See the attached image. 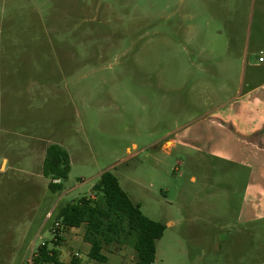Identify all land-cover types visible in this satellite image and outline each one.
I'll return each mask as SVG.
<instances>
[{
	"label": "rangeland",
	"instance_id": "374dc122",
	"mask_svg": "<svg viewBox=\"0 0 264 264\" xmlns=\"http://www.w3.org/2000/svg\"><path fill=\"white\" fill-rule=\"evenodd\" d=\"M260 50L264 0H0V264L52 248L105 171L165 225L154 264H264L258 166L204 131ZM51 144L71 160L61 193Z\"/></svg>",
	"mask_w": 264,
	"mask_h": 264
},
{
	"label": "trees",
	"instance_id": "16d2710c",
	"mask_svg": "<svg viewBox=\"0 0 264 264\" xmlns=\"http://www.w3.org/2000/svg\"><path fill=\"white\" fill-rule=\"evenodd\" d=\"M70 170L68 152L57 144L49 145L42 173L48 179L51 192H63ZM57 221L60 225L56 228ZM83 224L86 225L84 240L91 245L88 258L99 262L107 260L104 251L111 246L131 245L136 251V264H154L157 243L166 229L163 223L148 217L141 205L131 200L115 174L105 171L91 189L90 196L68 203L59 210L51 230L52 248L43 242L33 253L32 264H65L57 249L62 233L69 227ZM68 264H79V260L73 257Z\"/></svg>",
	"mask_w": 264,
	"mask_h": 264
},
{
	"label": "crops",
	"instance_id": "0c3cea01",
	"mask_svg": "<svg viewBox=\"0 0 264 264\" xmlns=\"http://www.w3.org/2000/svg\"><path fill=\"white\" fill-rule=\"evenodd\" d=\"M261 53L262 50L255 52L247 62L250 71L245 90L232 97L227 105L218 108L215 119L211 121V129L204 131L211 140L214 155L232 159L235 156L258 166V171H251V175L255 173L259 176L260 187L254 191L264 203V62L258 60ZM169 143L170 146H167ZM174 144V140H167L165 147L171 148ZM51 230L52 226V235ZM85 232L86 225L83 224L69 227L62 233L57 249L63 263L68 264L73 257H77L79 264H110L113 259L115 262L112 264H126V256H129L130 264H136V251L134 248L128 249V245L111 246L105 250V262L89 259L91 245L84 240ZM43 242L48 243L44 240L41 244ZM61 247L65 248V254Z\"/></svg>",
	"mask_w": 264,
	"mask_h": 264
},
{
	"label": "built area",
	"instance_id": "2783aa9c",
	"mask_svg": "<svg viewBox=\"0 0 264 264\" xmlns=\"http://www.w3.org/2000/svg\"><path fill=\"white\" fill-rule=\"evenodd\" d=\"M259 62H264V52H262L261 53V55H260V57H259ZM59 180H56V182H58ZM60 225V222L59 221H57L56 223H55V227L57 228L58 226Z\"/></svg>",
	"mask_w": 264,
	"mask_h": 264
}]
</instances>
